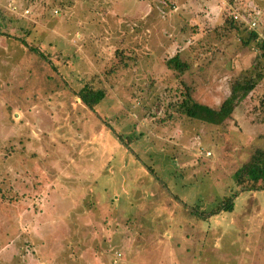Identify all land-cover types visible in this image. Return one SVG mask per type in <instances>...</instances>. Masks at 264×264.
Segmentation results:
<instances>
[{
    "label": "rangeland",
    "instance_id": "374dc122",
    "mask_svg": "<svg viewBox=\"0 0 264 264\" xmlns=\"http://www.w3.org/2000/svg\"><path fill=\"white\" fill-rule=\"evenodd\" d=\"M0 11V264H264V190L234 180L264 147V78L221 125L175 105L189 87L216 107L247 72L264 0ZM175 54L184 72L167 67ZM85 84L104 91L93 109ZM235 192L231 211L210 214Z\"/></svg>",
    "mask_w": 264,
    "mask_h": 264
},
{
    "label": "trees",
    "instance_id": "16d2710c",
    "mask_svg": "<svg viewBox=\"0 0 264 264\" xmlns=\"http://www.w3.org/2000/svg\"><path fill=\"white\" fill-rule=\"evenodd\" d=\"M2 19L5 20V15L0 11V23ZM229 21L234 23L231 18ZM239 24H243V22ZM257 36L255 30H250L245 37L241 38V44L247 46L249 50L251 41L255 40ZM256 45L258 46L257 51L259 49L260 51L255 52L247 72L229 79V89L218 106L212 107L209 104L197 102L191 94V89L186 87L182 98L176 101V111L189 119L213 125H221L227 118H230L237 104L245 99L264 78V40L259 39ZM166 65L179 73L188 69V64L182 62L178 54L169 57L166 60ZM77 96L86 107L93 109L104 97V91L93 89L85 84L78 90ZM234 180L243 190H264V147H256L252 151L248 160L243 162L234 173ZM235 196L236 192L225 196L218 207L211 210L210 214L231 211L235 205ZM200 213L202 216L205 214L201 211Z\"/></svg>",
    "mask_w": 264,
    "mask_h": 264
},
{
    "label": "built area",
    "instance_id": "2783aa9c",
    "mask_svg": "<svg viewBox=\"0 0 264 264\" xmlns=\"http://www.w3.org/2000/svg\"><path fill=\"white\" fill-rule=\"evenodd\" d=\"M236 17V16H235Z\"/></svg>",
    "mask_w": 264,
    "mask_h": 264
}]
</instances>
